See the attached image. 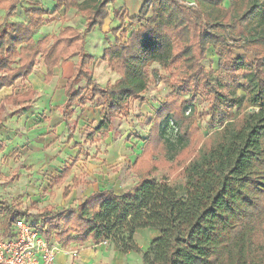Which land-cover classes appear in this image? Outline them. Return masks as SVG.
I'll return each instance as SVG.
<instances>
[{
    "label": "trees",
    "instance_id": "trees-1",
    "mask_svg": "<svg viewBox=\"0 0 264 264\" xmlns=\"http://www.w3.org/2000/svg\"><path fill=\"white\" fill-rule=\"evenodd\" d=\"M8 1L0 0L6 12L0 22V90L19 88L0 101V126L4 105L20 111L29 107L36 92L27 78L38 60L45 66L43 81L48 82L55 66L75 57L74 71L64 86L65 100L57 107L70 139L76 127L71 118L74 106L98 104L101 120L89 138L97 134L104 140L114 121L129 114L131 101L142 98L151 74L157 75L155 69L150 72L152 64L177 68L180 76L168 80L170 93L149 119L140 155L131 165L132 171L146 174L135 184L121 193L97 189L78 196L66 208L45 207L40 214L0 200L6 233L19 216H47L36 220L45 238L78 246L110 242L121 253L140 254L141 264H264V0H229L228 4L226 0H193L192 4L145 0L131 18L139 26L126 38H115L102 52L101 61L117 75L107 85L93 77L95 59L86 51L85 40L94 27L103 25L113 0H53L52 13L75 8L84 18L83 28L63 25L56 34L38 40L34 35L47 15L41 1L27 0L31 4L23 9L27 21L6 19L19 2ZM255 22L262 29L257 31ZM209 48L218 56L216 71L203 65ZM234 50L250 54L251 60L233 57ZM217 71L242 78L238 86L244 91L245 108L253 111L223 125L216 139L209 138L189 158L194 150L191 119L196 97H211L212 115L226 99L218 78H212ZM167 122L176 129L178 149L164 135ZM160 164L178 174L183 194L165 173L151 175ZM68 172L61 171L54 185ZM141 228L158 231L143 252L134 239Z\"/></svg>",
    "mask_w": 264,
    "mask_h": 264
},
{
    "label": "rangeland",
    "instance_id": "rangeland-1",
    "mask_svg": "<svg viewBox=\"0 0 264 264\" xmlns=\"http://www.w3.org/2000/svg\"><path fill=\"white\" fill-rule=\"evenodd\" d=\"M13 1L9 0L7 3L10 4ZM40 1L42 7L49 10L45 15V30L38 31L37 38L56 34L65 23L69 22L80 26L79 29L83 28L84 18L78 11L73 15L61 16L59 12L52 13V6L49 8L52 3L49 0ZM192 1L187 0L188 3L190 2L189 4H192ZM228 1L226 0L225 3L228 4ZM123 3L124 0H113L110 3L112 5L109 11L119 10L122 12L126 10ZM29 5L31 4L27 0H19L17 10L6 19L17 21V19L24 18L23 9ZM128 10L130 9L128 8ZM5 15L4 8L0 7V22L5 19ZM102 26L94 27L88 33L89 35L87 34L86 40H100L101 43H105L107 39L115 41L117 36L124 39L130 31L139 25L132 22L122 30L118 28L116 35L110 32L106 37L100 30ZM253 27L257 31L262 29V25L257 22L253 23ZM93 45L95 42H88L87 48L85 47L92 56L98 54L97 49L92 51ZM233 57L245 61L251 60V55L245 54L241 50H234ZM93 58L95 59L92 66L93 77L101 85L113 83L117 75L111 72L100 58L97 56H93ZM217 58L215 51L209 48L203 65L216 71ZM35 67L38 77H41L43 73L41 60H38ZM154 69L158 73L156 76L151 74V82L142 98L131 101L129 114L114 121L112 132L104 140H100L97 134L92 136L93 140L89 138L100 121V108L97 103L92 105L86 103L84 106L73 107L72 119L76 121L73 139L69 138L64 125L60 123L59 116L55 111L56 105L59 103L56 92L63 86L67 73L58 76L52 85L53 88L52 86L46 88L42 94L37 92L26 113L15 110L16 106L4 105V126L0 128V200H6L13 204L20 203L29 213L40 214L45 207L66 208L78 196L86 195L95 189H112L116 193H121L135 184L139 177L146 174V171H142V169L141 173L132 171L131 165L140 155L143 140L148 134L149 119L165 102L170 93L168 80L180 76V71L172 66L162 68L154 63L150 67V72ZM158 76L163 78L158 79ZM212 78L214 81L218 78L221 84L219 87L226 95L227 100L224 99L225 101L212 115L209 110L211 97L204 94L196 97L194 102L195 118L191 119L194 150L189 158L204 143L209 142V138L216 139L217 131L223 125L233 122L241 113L253 111L251 107L245 108L244 91L238 86V81L242 80L240 76L235 78L217 71L212 74ZM184 98L187 100L188 95H184ZM190 109V106L186 107L187 111ZM164 135L177 149L181 146V142L177 139L176 129L171 122H167L164 126ZM181 163L177 165L180 167ZM160 165H158V170H152L151 175L160 176L162 172L165 173L177 192L183 194L178 174L168 170L166 166ZM64 169L69 170L68 176L60 184L54 185V181ZM76 180L79 183L75 184ZM19 217L31 225H34L36 220L44 218L34 215Z\"/></svg>",
    "mask_w": 264,
    "mask_h": 264
},
{
    "label": "crops",
    "instance_id": "crops-1",
    "mask_svg": "<svg viewBox=\"0 0 264 264\" xmlns=\"http://www.w3.org/2000/svg\"><path fill=\"white\" fill-rule=\"evenodd\" d=\"M75 1L80 2L78 0H75ZM144 1L145 0H124L123 4H124L126 10H124L122 12H119V10H113V9H112L113 11L110 12L109 10L111 9L110 7L112 4H108L107 5L108 16H107L106 20L104 21L103 26L100 28V30L103 31V33H104L103 36L106 37L110 32H112L113 30L118 29V28H119V30H122L125 27H127L128 24L132 23L131 18L138 14V12L140 11L141 6H142ZM49 2L52 3L51 5H49V8H50V6L53 7L54 1L49 0ZM128 8L130 10H128ZM45 9H47V8H45ZM47 10H49V9H47ZM51 11H52V9H51ZM60 11H59V15H61V16L65 15V14L66 15H69V14L73 15L75 12H77V10L75 8H70L66 12L62 11L60 13ZM71 12H73V13H71ZM17 20L18 21H27V19L25 17L17 19ZM68 24L73 25L70 22L65 23L64 25H68ZM112 24H113V26H112ZM73 26H75V25H73ZM45 27L46 26L43 24L42 26H40L36 30V33L34 35L35 40H38L41 37H43V36H39V38H37L36 34L38 33V31L43 32V30H45ZM75 27L79 28L80 26H75ZM88 35H86V37ZM88 42H90V43L95 42V45H93L94 49L92 51L97 49L98 54L93 55V56H97L98 58H100V55L102 54L103 50L106 47H108L110 44L114 43V39H113V42L110 39H107L105 43H101L100 40L99 41H94L93 39H91L89 41L85 40V47L87 46ZM89 50H90V48H89ZM74 63H75V57H72V58H69L65 61L60 62L57 66H55L53 68V76L51 77V79L48 82L43 81V76L45 73V66L43 65V63H42L43 73H42L41 77H38V75L36 73V67H35L33 72L27 78V83L29 84V86L32 89H34L36 93L38 92V93L42 94L45 92L46 88H51V86L54 85L53 83H55V81L59 75L62 76L65 73L68 74V75H65L66 77L64 78L63 86L61 88H59L56 92V98H57V100H59V103H57L56 108H55L56 114L59 116L60 123H62V125H64L65 130H66V124H65V122L62 121L61 115H60L57 107L59 105H61L65 100V95L63 93V89H64V86L66 84L67 78L69 76H71L73 71H74ZM102 63H104V62L102 61ZM104 64L106 65V63H104ZM17 84H18V82H17ZM18 86H19V84H18ZM53 87L54 86H52V88ZM18 88L19 87H16V88L4 87V88H2L0 90V101L5 96L12 94ZM31 104H32V101L29 104V107L25 111H21V112L26 113L30 109ZM16 108L17 109H15V110L20 111L17 106H16ZM71 118H72V116H71ZM100 120H101V118H100ZM3 123L4 122L2 121V125L0 126V128H3V126H4ZM75 125H76V121H75ZM75 129H76V127H75ZM66 133H67V130H66ZM74 135H75V132H74ZM73 138H74V136H73ZM73 138H71V139H73ZM91 192H93V191H91ZM91 192L87 193L86 195H89ZM46 217L47 216H44V218H46ZM0 227L2 228V230L4 232H6L5 227H4V213L1 209H0ZM10 228H11V226H10ZM157 235H158V231L156 229L141 228V229L136 230V232L134 234V239H135V242H136L137 246L139 247V249L143 252L146 250L149 243ZM50 242L54 243V245H56L58 247V251H57L56 256H55V263L54 264H141V257L139 254H137L136 252H133V251L121 253L110 242L96 244V245H87V246H78L76 244L63 245L61 243L55 242L53 240V238H50Z\"/></svg>",
    "mask_w": 264,
    "mask_h": 264
},
{
    "label": "built area",
    "instance_id": "built-area-1",
    "mask_svg": "<svg viewBox=\"0 0 264 264\" xmlns=\"http://www.w3.org/2000/svg\"><path fill=\"white\" fill-rule=\"evenodd\" d=\"M34 225L18 217L13 221L10 233L0 227V264L55 263L58 247L44 237L39 222Z\"/></svg>",
    "mask_w": 264,
    "mask_h": 264
}]
</instances>
